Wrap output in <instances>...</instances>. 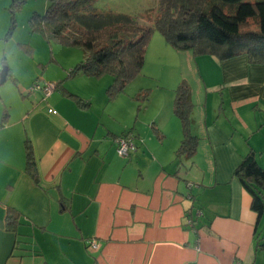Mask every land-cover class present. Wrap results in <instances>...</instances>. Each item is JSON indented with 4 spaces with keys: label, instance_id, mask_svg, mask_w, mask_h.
<instances>
[{
    "label": "crops",
    "instance_id": "crops-1",
    "mask_svg": "<svg viewBox=\"0 0 264 264\" xmlns=\"http://www.w3.org/2000/svg\"><path fill=\"white\" fill-rule=\"evenodd\" d=\"M161 52L172 58L171 79L190 86L197 148L188 159L176 156V85L146 135H115L78 88L100 81L59 70L45 81L62 88L44 98L0 60V264H264V212L258 219L233 175L250 151L264 169V66L246 56ZM126 133L136 150L122 158L115 139ZM26 141L37 182L25 171Z\"/></svg>",
    "mask_w": 264,
    "mask_h": 264
},
{
    "label": "trees",
    "instance_id": "trees-1",
    "mask_svg": "<svg viewBox=\"0 0 264 264\" xmlns=\"http://www.w3.org/2000/svg\"><path fill=\"white\" fill-rule=\"evenodd\" d=\"M47 1L45 14L30 18L32 32L42 35L48 43L54 40L81 49L84 60L68 72V77L110 76L112 83L107 92L113 97L141 73L144 51L154 32L177 51L211 55L219 61L246 56L249 63L264 66V0H158L157 12L147 25L129 15L99 12L92 6L95 0ZM12 2L11 29L15 27V9L23 0ZM250 23L254 29L247 28ZM54 85V90L62 88V82ZM77 103L86 106L80 99ZM173 113L181 122L183 134L176 156L188 159L196 151L197 138L191 132L192 102L184 81L174 90ZM25 154V171L37 182L29 141L25 142ZM233 175L251 196V209L259 219L264 212V169L253 151Z\"/></svg>",
    "mask_w": 264,
    "mask_h": 264
},
{
    "label": "rangeland",
    "instance_id": "rangeland-1",
    "mask_svg": "<svg viewBox=\"0 0 264 264\" xmlns=\"http://www.w3.org/2000/svg\"><path fill=\"white\" fill-rule=\"evenodd\" d=\"M12 3V0H0V60L8 59L23 82H29L32 79L29 84L32 85L28 89H31L36 79V82L41 84L50 83L45 79L56 78L59 70L67 78L68 72L84 60L83 51L54 40L48 43L42 35L32 32L29 23L33 14L40 16L45 14L49 2L47 0H23L21 6L15 9V27L11 29L10 8ZM92 6L99 12L129 15L147 25L149 18H153L157 12L158 0H95ZM247 28L254 29L255 26L250 23ZM157 41L160 42L162 48L173 49L165 43L160 33L154 32L144 55L145 63L141 73L128 82L123 91L115 97L107 92L112 83V78L107 75L95 79L101 82L98 86L90 85L82 88L77 85L85 95L92 96L88 100H91L90 105H92L95 116L109 126L115 135L120 134L124 129L127 131L139 129L142 136L146 135L147 130H151L149 128L152 122L150 117L154 114L153 111L157 108V104L166 100L165 94L169 95L170 86L176 85L177 87L183 81L188 84V80L178 82L175 77L171 79L169 70L171 63L169 62L172 58L165 52H161L162 48ZM159 56L161 59L165 58L164 63L158 61ZM4 66H1L0 71ZM182 74L187 75L186 70ZM69 79L71 78L67 81ZM158 87L165 88V90ZM172 95L173 93H171V98ZM129 106L132 108L130 113ZM133 138L135 140L134 136ZM170 143L171 141H168V147Z\"/></svg>",
    "mask_w": 264,
    "mask_h": 264
},
{
    "label": "built area",
    "instance_id": "built-area-1",
    "mask_svg": "<svg viewBox=\"0 0 264 264\" xmlns=\"http://www.w3.org/2000/svg\"><path fill=\"white\" fill-rule=\"evenodd\" d=\"M55 85L53 83H43L35 82L32 89L33 90H39L43 93L44 98H47L53 91H54ZM116 143V152L117 155L126 158L129 156L131 152H134L136 150V146L134 144V138L132 134L127 133L125 135L118 136L115 139ZM188 225H191V221H187ZM98 243L94 240L90 241L88 243L87 249L91 252H94L98 250Z\"/></svg>",
    "mask_w": 264,
    "mask_h": 264
},
{
    "label": "water",
    "instance_id": "water-1",
    "mask_svg": "<svg viewBox=\"0 0 264 264\" xmlns=\"http://www.w3.org/2000/svg\"><path fill=\"white\" fill-rule=\"evenodd\" d=\"M6 76H7V68L3 67L0 71V84L5 83L6 80Z\"/></svg>",
    "mask_w": 264,
    "mask_h": 264
}]
</instances>
